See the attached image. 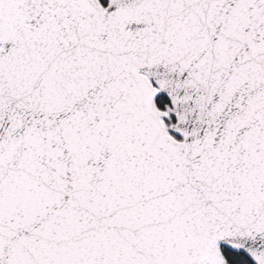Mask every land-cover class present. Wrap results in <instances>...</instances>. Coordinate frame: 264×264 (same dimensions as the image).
<instances>
[{"label": "snow or ice", "instance_id": "snow-or-ice-1", "mask_svg": "<svg viewBox=\"0 0 264 264\" xmlns=\"http://www.w3.org/2000/svg\"><path fill=\"white\" fill-rule=\"evenodd\" d=\"M0 264H264V0H0Z\"/></svg>", "mask_w": 264, "mask_h": 264}]
</instances>
